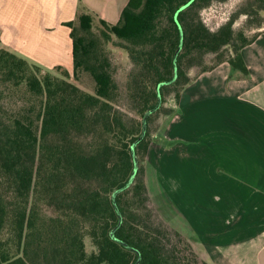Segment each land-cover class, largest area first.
<instances>
[{
    "label": "trees",
    "instance_id": "1",
    "mask_svg": "<svg viewBox=\"0 0 264 264\" xmlns=\"http://www.w3.org/2000/svg\"><path fill=\"white\" fill-rule=\"evenodd\" d=\"M188 1L129 0L116 23L83 9L65 23L72 72L62 65L48 71L0 49V264L136 262L137 253L111 237L119 221L112 195L133 171L132 144L145 112L158 102V84L175 74L181 41L175 13ZM214 1L226 0H194L180 11L177 79L161 87L162 105L136 146L135 180L117 195L123 221L116 235L141 251L139 264H209L183 232L154 222L142 162L153 117L173 111L164 106L166 92L178 100L194 78L190 70L197 75L227 61L248 72L242 49L258 33L249 37L234 22L247 14L261 26L264 0L249 1L212 29L201 12ZM108 45L126 50L133 63L124 84ZM86 79L92 89L82 86ZM168 233L177 238L170 248L163 242Z\"/></svg>",
    "mask_w": 264,
    "mask_h": 264
},
{
    "label": "crops",
    "instance_id": "2",
    "mask_svg": "<svg viewBox=\"0 0 264 264\" xmlns=\"http://www.w3.org/2000/svg\"><path fill=\"white\" fill-rule=\"evenodd\" d=\"M128 1L0 0V49L48 69L72 70L65 23L83 9L116 23ZM242 55L247 73L227 61L197 75L189 72L194 78L179 99L165 101L173 111L163 114L147 154L155 198L172 200L169 188L179 194L176 185L183 182L184 216L174 205L170 209L209 264H264V31ZM174 156L183 159L182 177L170 168Z\"/></svg>",
    "mask_w": 264,
    "mask_h": 264
},
{
    "label": "rangeland",
    "instance_id": "3",
    "mask_svg": "<svg viewBox=\"0 0 264 264\" xmlns=\"http://www.w3.org/2000/svg\"><path fill=\"white\" fill-rule=\"evenodd\" d=\"M249 1L251 0L214 1L210 6L204 8L206 9L205 11L207 12V15H205V17L207 18H205L204 21L210 28L217 29L222 24L226 23L235 11H237L238 9L242 7H245ZM250 18L251 16L247 14H240L235 20L234 26L236 29H244L245 33L249 37H252L256 33L259 34L261 31H264V12L262 13L261 26L256 25L255 22L251 23ZM95 29H97V27H95ZM107 48L110 51L113 63L116 66V72H115L116 78L119 80L121 84H124L129 71L133 67V63L129 57V54L126 50L119 48V47L108 45ZM36 64L40 65L45 70L53 72V69H48L39 63H36ZM72 70H73V63H72ZM192 70L196 71V69H192ZM82 86L92 89V84H91L90 79L89 81L88 79L84 80ZM173 95L174 93L172 91L166 92L165 98L167 102ZM133 115L139 118L137 114L133 113ZM163 116H164L163 113H160L153 117V120L151 121V124H150L151 139L153 138L155 131L158 129V125H160V120ZM176 143L177 142H174L173 146H176L177 145ZM184 145L185 143L181 142V144H179L177 151L182 152ZM180 158L177 159V157L174 156V158H171V162H170L171 163L170 168H172V170H174L178 174L177 175L178 177L183 176V169H184L183 159H180ZM168 170H169L168 166H165L163 169L164 172H161L162 175L168 174ZM160 171H161V168H160ZM142 175L144 176L146 184L148 186L149 198H150L148 205L150 207V211L152 212L154 222L158 225H161L164 229L168 227L173 232V230L176 228L185 234V227H184L183 222L179 221L178 218H176L175 214L171 212V209H170V204L174 205V207H176L177 210L179 211L181 210V214L182 216H184V209H185L186 202H185V190H184L183 182H181V184L179 183L176 185V187L180 188L179 194L177 193L176 189L169 188L171 192L170 194L173 197V199L171 198L173 200L172 201L167 196L168 191L166 190H169L168 188L166 190L162 189L163 193H165L167 196L166 198L162 197L163 195L161 194L159 195L160 197L155 198L154 194L155 193L158 194L159 192H157L158 190L153 188L154 182L152 179V175L150 173L149 165L147 162V157L142 162ZM197 192L198 191L194 192V195H193L194 199L192 198L193 202L196 199L195 196L197 195ZM173 234L174 233L172 234L168 233V235L163 238V242L168 248H170L172 244L177 242V238ZM88 246L89 248L91 247L90 243H88Z\"/></svg>",
    "mask_w": 264,
    "mask_h": 264
},
{
    "label": "water",
    "instance_id": "4",
    "mask_svg": "<svg viewBox=\"0 0 264 264\" xmlns=\"http://www.w3.org/2000/svg\"><path fill=\"white\" fill-rule=\"evenodd\" d=\"M194 0H189L187 3L183 4L182 6L179 7V9L176 11L175 13V19L176 21L178 22L179 26H180V30H181V41H180V45L179 47L177 48L176 52H175V55H174V64H175V74L173 76L172 79L170 80H165V81H161L159 84H158V87H157V94H158V102L157 104L151 108V109H148L143 118H142V132L141 134L138 136V138L133 142L132 144V154H133V158H134V168H133V171L128 179V181L121 187H118L117 189H115V191L113 192V195H112V199H113V203H114V206L118 212V215H119V221L117 223V225L111 230L110 234H111V237L113 239H115L116 241L120 242L121 244L125 245L126 247L130 248L131 250L135 251L138 255V258L136 260V262L134 264H139L141 259H142V253L141 251L130 245L128 242H126L125 240L119 238L117 235H116V230L120 227V225L122 224V221H123V214L119 208V205H118V202H117V195L125 190L126 188H128L135 180V177L137 175V172H138V168H139V160H138V156H137V153H136V146L137 144L145 137L146 133H147V129H148V117L151 113H153L154 111H156L161 105H162V102H163V95H162V91H161V87L165 84H170V83H173L176 79H177V76H178V55L180 53V51L182 50V47H183V43H184V30H183V27L179 21V13L180 11H182L183 9L187 8Z\"/></svg>",
    "mask_w": 264,
    "mask_h": 264
},
{
    "label": "built area",
    "instance_id": "5",
    "mask_svg": "<svg viewBox=\"0 0 264 264\" xmlns=\"http://www.w3.org/2000/svg\"><path fill=\"white\" fill-rule=\"evenodd\" d=\"M205 10L206 9H203V11L201 12L203 20H205V18H207V17H205V15H207V12Z\"/></svg>",
    "mask_w": 264,
    "mask_h": 264
}]
</instances>
